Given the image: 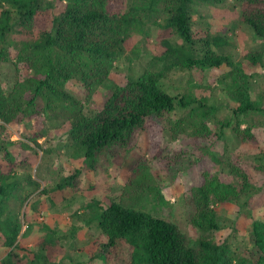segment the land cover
Segmentation results:
<instances>
[{
	"label": "trees",
	"instance_id": "obj_1",
	"mask_svg": "<svg viewBox=\"0 0 264 264\" xmlns=\"http://www.w3.org/2000/svg\"><path fill=\"white\" fill-rule=\"evenodd\" d=\"M61 0L56 6L46 0H0V44L21 24L30 36L14 48L13 65L24 67L29 75L18 79L6 92L0 82V230L4 245L10 249L1 264H48L27 251L19 258L18 238L22 227L19 214L10 202L25 203L21 197L26 189L39 187L31 178L10 167L23 166L12 150L21 141H12L8 125L21 117L44 115L50 121H65L66 142L73 148L75 159H83L92 169L104 167L109 158L125 160L139 137L159 128L173 137L181 135L201 140L212 134L208 120L215 118V108L205 99H177L163 86L167 73L145 70L130 77L125 85H115L104 96L98 112H86L82 104L67 90L78 82L89 104L97 90L110 79L116 62L127 54L139 56L134 34L143 25L144 11L160 8L167 14L166 23L190 46L174 47L167 43L162 60L177 56L174 65L198 78L202 68H221L227 72V95L235 103L233 114L238 120L235 134L243 141L252 137L250 129L242 131L241 118L253 112H264L254 101L251 82L258 71L264 70V52L250 53L235 62L222 50L226 41H208L204 59L196 58L190 22L196 11L195 3L222 4L227 0ZM244 6V20L264 41V0H237ZM56 11L51 27L33 37L37 27L48 25L49 12ZM213 43L217 49L211 47ZM9 47L0 46V63L10 62ZM173 59V58H172ZM170 69H168L169 71ZM186 115L174 119L176 110L188 109ZM30 142L40 148L38 139ZM25 147V145H22ZM230 181L204 175L192 190L196 206L193 223L207 231L219 230L214 205L247 197L246 206L257 210L264 206V194L258 197L249 176L234 163H229ZM147 163L138 161L130 166L131 179L124 193L128 204L108 199L96 204L93 215L104 234V244L98 257L103 264H264V222L256 221L251 228V243L243 252L225 242L201 238L197 248L188 245L185 236L172 223L140 209L137 204L148 193L161 197L157 185L147 176ZM79 170L61 179L57 190L75 187ZM46 194V191L40 192ZM39 193V194H40ZM90 208V207H88ZM45 259V260H44ZM42 260V261H41Z\"/></svg>",
	"mask_w": 264,
	"mask_h": 264
},
{
	"label": "rangeland",
	"instance_id": "obj_2",
	"mask_svg": "<svg viewBox=\"0 0 264 264\" xmlns=\"http://www.w3.org/2000/svg\"><path fill=\"white\" fill-rule=\"evenodd\" d=\"M46 1L57 6L61 0ZM139 3L144 5L143 0ZM195 7L190 28L196 58L204 59L208 41L217 37L226 41L222 50L235 62H241L250 53L264 52V41L244 20L241 1L227 0L216 5L196 2ZM56 13L49 12L48 25L37 27L33 37L51 27ZM166 19L167 14L160 8L144 11L142 28L134 34L139 56L127 52L119 59L110 79L97 90L89 104L85 102L83 88L78 82L68 84L67 90L85 104L86 112L96 113L104 96L115 85H125L130 77H138L145 70L166 72L163 86L171 95L190 101L203 98L215 108V118L208 120L212 134L194 140L186 135L173 137L169 132L154 128L139 137L133 152L125 160L109 158L104 167L92 169L83 159L73 157V148L66 142L65 121H50L44 115L24 116L8 125L11 140L21 141L12 150L19 163L25 162L23 166L10 168L22 176L23 182L31 178L39 185L27 188L21 195L27 196L25 203L18 200L9 203L19 214L22 227L18 238L20 259L28 255V250L37 258L41 254L46 256L48 264H103V259L98 256L105 238L98 220L93 219L95 205L108 199L124 205L132 202L124 191L131 179L130 166L138 161L148 164L147 176L162 194L158 198L146 194L137 204L138 208L174 224L192 248H197L201 238L226 241L240 254L250 246L252 224L264 222V206L249 209L247 197L216 204L214 209L220 229L207 231L193 223L196 206L192 190L194 183L204 175L230 181L228 164L234 163L249 176L254 193L258 197L264 194V112L242 116L240 129H250L252 137L246 141L238 138L235 134L238 120L233 114L236 106L227 95L228 69L225 66L202 68L204 72H199V79H196L191 72L174 65L179 60L177 56L162 60L167 43L174 47L190 46L167 25ZM28 38L30 36L18 24L5 43L0 44L12 52L10 62L0 63V82L6 92L12 90L18 79L29 75L24 67L17 69L13 65L14 48ZM209 44L217 49L213 43ZM251 91L254 101L264 108V70L257 72L251 82ZM195 106L197 104L193 103L188 109L178 108L173 118L186 115ZM33 137L38 139L40 148L30 142ZM76 170L81 172L76 186L57 190L61 179ZM43 190L45 195L40 193ZM4 238L0 230V264L10 252L4 245Z\"/></svg>",
	"mask_w": 264,
	"mask_h": 264
}]
</instances>
